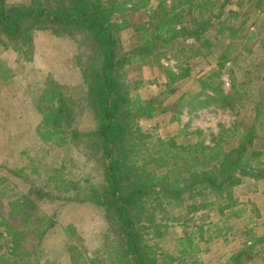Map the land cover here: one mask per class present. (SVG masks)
<instances>
[{
  "label": "rangeland",
  "instance_id": "rangeland-1",
  "mask_svg": "<svg viewBox=\"0 0 264 264\" xmlns=\"http://www.w3.org/2000/svg\"><path fill=\"white\" fill-rule=\"evenodd\" d=\"M6 1L32 5L56 3L54 0ZM237 1L229 0L220 17L233 25L235 37L229 36L226 29L222 33L209 27L201 29L202 38L204 35L211 42L209 52L205 39L200 43L194 37L179 35L160 49L158 61L140 64L134 59V64L124 71L125 80L139 86L134 93L145 99L164 89L169 80L168 71L179 78L182 71L189 70V75L179 81L172 78L170 91L163 101L167 111L156 112L150 118L142 116L138 121L141 129L149 134L148 148L163 157L156 166L179 164L171 165L168 154L161 152L159 141H164L166 146L170 144L179 155L190 142H200L207 147L218 142L223 144L222 148L227 146L224 148L227 152L229 146L240 142L239 138L247 141L249 164L261 165H257V159H262L261 151H264V13L248 7L247 0H240L241 6L235 5ZM172 2L165 0L164 4L169 6ZM133 4L135 10L130 9ZM156 5L154 0H131L113 13L111 21L121 26L125 24L114 32L120 51H129L137 40L136 33L140 32L134 31L133 26L149 29L156 21L152 16ZM184 8V23L176 22L173 27L198 29L199 13L194 8ZM228 9H235L238 15H229ZM206 16L207 13L203 19ZM194 18L197 21H193ZM36 27L39 28L32 30L31 61L23 60L17 46L0 32V254L6 255V250L17 241L10 226L17 224L21 216L38 229L46 230L41 239L27 234L25 240H20L30 252V264H69L68 249L72 245L79 259L91 260L102 255L113 239L108 236L106 211L96 203L108 194L103 160L95 146L98 119L85 99L86 83L79 66V61L84 60V54L89 55L91 49L81 33L60 27L46 28L42 22ZM251 32L254 35L247 40ZM230 41L234 42L229 49L231 60L219 69L217 79L223 97L228 96L226 102L217 92L200 89L199 79L214 70L217 72L218 52ZM189 45L198 46V52L189 49ZM187 55L192 56L187 58ZM48 79L62 85L75 102L71 126L55 133L44 130L41 115L35 108L39 91ZM195 94L197 98L193 99ZM208 95L213 99H208ZM181 96L184 102H180ZM82 143L84 149H78ZM256 152H260L257 159ZM244 179L231 189L232 200L238 201L232 209L241 212L237 220L236 216L227 220L221 218L217 206L190 211L174 203L169 205L161 199V194L141 198L134 213L138 226H144L141 231L146 230L148 235L153 233L151 242L157 239L156 256L165 250L179 259L169 262L164 258L167 264H226L246 237L253 235L261 239L264 236V180ZM224 213L228 214L229 209ZM173 217L184 219L186 224ZM164 220H168L166 227L162 225ZM49 221H54L53 226H46ZM226 223L234 233L229 236L230 242L224 243L220 236L208 242L201 239L203 230L205 235L209 233L207 225L212 224L213 229ZM244 229L249 230V234L245 235ZM37 241L39 245L33 246ZM187 242L197 245L198 250L181 254L183 249L189 248ZM4 258L11 260V256ZM162 261L158 256L157 263L162 264ZM242 264H264V240L244 257Z\"/></svg>",
  "mask_w": 264,
  "mask_h": 264
},
{
  "label": "trees",
  "instance_id": "trees-1",
  "mask_svg": "<svg viewBox=\"0 0 264 264\" xmlns=\"http://www.w3.org/2000/svg\"><path fill=\"white\" fill-rule=\"evenodd\" d=\"M128 1L131 0H54L55 4L32 5L9 4L6 0H0V32L10 43L17 46L16 50L23 60L31 61L32 30L39 28L36 24L40 22L46 28L53 26L51 28L60 27L68 32L81 33L91 49V53L84 54L85 59L79 61V66L86 83L85 99L98 119V127L94 133L95 146L97 145V151L103 160V179L108 194L107 197L97 199L96 203L106 211L110 232L108 236H112L113 239L105 247L102 255L95 256L91 260L79 259L76 247L70 246L69 264H158V256H161L162 264L168 263L164 258H168L169 262L179 261L165 250H161L156 256L159 250L157 239L151 242L154 238L153 233L148 235L146 230L141 231L144 226H138L137 216L134 213L140 206L141 198L155 193L161 194V199L169 205L174 203L182 210L190 211L217 206L221 218L227 220L236 216L237 220L241 212L232 209L238 201L232 200L231 189L244 182V178L247 177L264 180V151H261V160L257 159L260 152L254 154L257 165H261L252 167L247 155V141L241 138L236 146H229L227 152L224 151L227 146L222 148L223 144L218 142L211 147L200 142L193 144L190 142L184 145L185 151L179 155L169 147L170 144L166 146L164 141H159L161 152L168 154L171 165L179 164L174 167H168L166 163H163L164 166H156L163 157L148 148L149 134L141 129L138 121L142 116L150 118L156 112L167 111L168 108L163 105V101L170 91L172 78L174 81H179L189 75V70L182 71L179 78L168 71L169 80L165 83L164 89L145 99L137 92L134 93L139 86L129 83L124 78L126 67L134 64V59L140 64L158 61L161 56L160 49L179 35L194 37L199 39L200 43L205 39L209 52L211 42L206 40L204 35L202 38L199 33L201 29L206 30L209 27L220 33L226 29L229 36L235 37L236 30L233 25H228L225 19L220 20L223 7L229 0H173L169 6L164 4L165 0H154L157 5L152 10V16L156 17V21L149 29L133 26L134 31L140 32L136 33L137 40L129 51H120L119 40L114 32L125 24L121 26L111 19L113 13ZM144 1L150 2V0ZM247 2L248 7H255L264 13L262 0H247ZM235 5L241 6V1H237ZM185 6L194 8L199 13L198 29L173 27L172 24L176 22L184 23ZM130 9L135 10L136 5L133 4ZM206 13L208 16L203 19ZM227 13L238 15L235 9H228ZM213 19L217 21H212ZM193 21H197V18ZM147 31L149 33L144 36ZM251 35L254 33L247 35V40L251 39ZM233 45L234 42L230 41L220 53L218 52L217 72L214 70L199 79L200 89L209 88L221 95L219 96L221 99H227L228 96L223 97L219 89L220 81H217L219 69L229 59L231 60L232 52L230 53L229 49ZM188 47L196 53L199 50L198 46ZM191 56L187 55V58ZM197 95L195 94L193 99H196ZM183 97L181 96L180 102H184ZM207 98L213 99L211 95ZM226 99L224 101L227 102ZM74 107L75 102L66 94L65 88L53 79L47 80L35 102V108L43 120L44 130L49 133L71 126ZM172 145L177 147L175 143ZM83 147L82 143L78 149L83 150ZM228 209L229 213H224ZM10 214L13 217V214ZM19 217V222L11 223L10 226L17 241L14 240V245L6 250V255L0 254V264H30V252L20 240H25L27 234L35 235L39 239L45 235L46 230L38 229L27 219L22 220L23 218ZM177 218L172 219L186 224L184 219ZM153 220L154 218L151 219V223ZM53 224L54 221H49L46 226L51 227ZM167 224L168 220L162 223L164 227ZM201 226L203 228V225ZM212 227V224L206 226L209 233L205 235L206 231L203 230L202 240L208 242L210 238L220 236L224 243L230 242L229 236L233 230L230 224L226 223L225 226H217L213 229ZM243 233L249 234V230L244 229ZM244 240L242 246L231 254L226 264H242L244 257L254 250L260 240H264V236L259 239L249 235ZM39 243L37 241L33 246L37 247ZM187 244L189 248L183 249L181 254L191 249L198 250L194 243L187 242ZM6 256H11V260L5 259Z\"/></svg>",
  "mask_w": 264,
  "mask_h": 264
}]
</instances>
